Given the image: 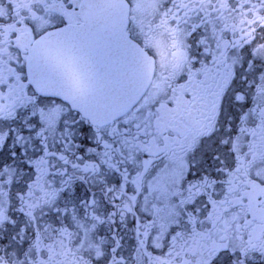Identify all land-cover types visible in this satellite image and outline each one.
<instances>
[{"label": "flooded vegetation", "instance_id": "af4514ba", "mask_svg": "<svg viewBox=\"0 0 264 264\" xmlns=\"http://www.w3.org/2000/svg\"><path fill=\"white\" fill-rule=\"evenodd\" d=\"M86 0H0V249L16 264H264V0H117L154 62L96 125L34 85L38 40L63 89L107 87L115 55ZM106 10L105 12H107ZM259 49V51H257ZM70 90V91H69Z\"/></svg>", "mask_w": 264, "mask_h": 264}, {"label": "water", "instance_id": "95a60500", "mask_svg": "<svg viewBox=\"0 0 264 264\" xmlns=\"http://www.w3.org/2000/svg\"><path fill=\"white\" fill-rule=\"evenodd\" d=\"M95 5L102 15L112 14V24L94 27L101 37L108 38L107 45L116 49L117 57L108 55L102 60L100 73L107 75L108 86L96 91L68 92L63 89L62 60L51 58L48 46L53 37L62 36V31L49 33L38 40L29 59V70L34 85L41 93L68 101L93 124L104 125L128 111L142 97L154 73V62L149 55L128 36L127 10L117 0H86L81 13L89 26L95 25ZM108 10L107 12H105ZM99 31V32H100ZM70 91V90H69Z\"/></svg>", "mask_w": 264, "mask_h": 264}, {"label": "clouds", "instance_id": "9594fccd", "mask_svg": "<svg viewBox=\"0 0 264 264\" xmlns=\"http://www.w3.org/2000/svg\"><path fill=\"white\" fill-rule=\"evenodd\" d=\"M0 264H16L15 261H9L4 254V250L0 249Z\"/></svg>", "mask_w": 264, "mask_h": 264}, {"label": "snow or ice", "instance_id": "6c2138e0", "mask_svg": "<svg viewBox=\"0 0 264 264\" xmlns=\"http://www.w3.org/2000/svg\"><path fill=\"white\" fill-rule=\"evenodd\" d=\"M261 47H264V46H261ZM257 51H259V49Z\"/></svg>", "mask_w": 264, "mask_h": 264}]
</instances>
